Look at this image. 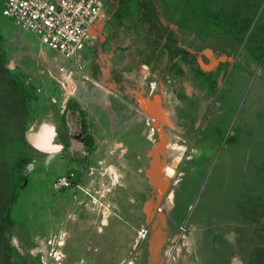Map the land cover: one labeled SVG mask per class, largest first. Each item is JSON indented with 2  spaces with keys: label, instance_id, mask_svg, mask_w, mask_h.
Wrapping results in <instances>:
<instances>
[{
  "label": "rangeland",
  "instance_id": "rangeland-1",
  "mask_svg": "<svg viewBox=\"0 0 264 264\" xmlns=\"http://www.w3.org/2000/svg\"><path fill=\"white\" fill-rule=\"evenodd\" d=\"M2 3L0 264H264V0H106L75 58Z\"/></svg>",
  "mask_w": 264,
  "mask_h": 264
},
{
  "label": "built area",
  "instance_id": "built-area-1",
  "mask_svg": "<svg viewBox=\"0 0 264 264\" xmlns=\"http://www.w3.org/2000/svg\"><path fill=\"white\" fill-rule=\"evenodd\" d=\"M1 13L51 50L80 55L107 21L106 0H3ZM61 178L59 184H67Z\"/></svg>",
  "mask_w": 264,
  "mask_h": 264
},
{
  "label": "bare ground",
  "instance_id": "bare-ground-1",
  "mask_svg": "<svg viewBox=\"0 0 264 264\" xmlns=\"http://www.w3.org/2000/svg\"><path fill=\"white\" fill-rule=\"evenodd\" d=\"M145 70H147V68H144V70L142 69V72H144ZM145 73V72H144ZM147 73V72H146ZM70 92L73 91V89L71 88V90H69ZM48 136L46 138V141H45V148H46V153L47 154H56L58 151H57V147L54 145L53 143V140H52V134H50V131L47 133ZM111 174V173H110ZM112 181L114 182V185H117L118 181H119V173L117 171H115V169L112 167ZM98 203V202H97ZM99 204V203H98ZM100 206V204H99ZM104 211V215L105 217L102 218L103 221H101L99 224L96 223L97 219L95 218L92 222L93 224H95V228H99V227H103V226H107L108 225V220H107V217H106V209H103ZM97 212V211H96ZM101 220V219H100ZM95 233V232H94ZM98 232H96L97 234ZM96 234H93L94 236H96ZM65 235V234H64ZM65 238H62L58 243L59 245H65V243L63 241ZM61 243V244H60ZM93 247H97L96 246V242L94 243ZM59 256L62 255V253H58ZM95 257H97L99 254H98V251L95 252ZM99 258V257H98ZM59 259V258H58ZM97 264V262H96Z\"/></svg>",
  "mask_w": 264,
  "mask_h": 264
},
{
  "label": "water",
  "instance_id": "water-1",
  "mask_svg": "<svg viewBox=\"0 0 264 264\" xmlns=\"http://www.w3.org/2000/svg\"><path fill=\"white\" fill-rule=\"evenodd\" d=\"M30 170V166L27 168V171H29Z\"/></svg>",
  "mask_w": 264,
  "mask_h": 264
}]
</instances>
